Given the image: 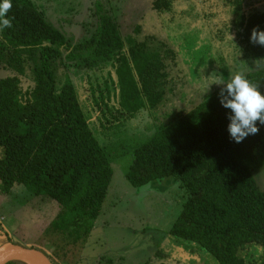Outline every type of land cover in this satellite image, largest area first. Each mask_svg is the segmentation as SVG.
Instances as JSON below:
<instances>
[{"label": "trees", "instance_id": "16d2710c", "mask_svg": "<svg viewBox=\"0 0 264 264\" xmlns=\"http://www.w3.org/2000/svg\"><path fill=\"white\" fill-rule=\"evenodd\" d=\"M12 5L6 14L12 27L0 30V72H10L0 78V192L10 195L22 186L54 202L60 212L51 232L78 243L102 212L112 164L132 151L125 176L132 187L174 178L187 193L164 236L169 245L206 252L217 264H264V254L253 247L264 246V190L255 177L264 169V125L257 121L259 132L236 143L228 131L231 110L221 105L219 89L143 139L103 144L70 76L59 83L58 62L64 60L69 74L112 70L107 99L102 96L103 104L95 99V106L103 130L113 134L139 114L156 111L173 93L168 63L175 61L174 51L153 38L140 42L139 28L124 37L117 10L103 9L101 0L96 1V28L81 43L66 38L33 0H12ZM153 7L169 12L172 0H156ZM238 26L239 42L264 58V46L250 42L253 28L264 31V14L242 16ZM27 76L32 85L24 88ZM245 76L264 94V69ZM113 146L123 152L114 155ZM169 257L160 244L159 262L147 264H166Z\"/></svg>", "mask_w": 264, "mask_h": 264}, {"label": "rangeland", "instance_id": "374dc122", "mask_svg": "<svg viewBox=\"0 0 264 264\" xmlns=\"http://www.w3.org/2000/svg\"><path fill=\"white\" fill-rule=\"evenodd\" d=\"M33 1L46 10L49 22L74 43L88 39L96 28L99 0ZM155 1L117 0L110 5L101 0V4L105 10L112 7L117 10L124 37L133 36L139 28L140 42L153 38L155 43L174 51L175 61L168 63L174 91L156 111L139 114L114 129L113 134L104 131L95 99L100 104H103L102 96L107 99L112 70L72 69L69 74L64 60L58 62L59 83L70 76L90 116V124L103 144L120 145L143 139L161 123L180 113H190L208 93L221 89V85H211L209 90L210 75H222L227 81L237 72L245 75L264 69L254 65L261 57L237 38L242 16L264 14V0H172L169 12L155 10ZM7 75L10 72H0V78ZM30 85L32 80L27 76L23 87ZM113 148L114 155L119 149L123 152L118 146ZM133 159L129 151L112 164L114 176L102 212L90 235L78 243L65 241L62 235L51 232V223L60 212L54 202L36 198L22 186L13 188L10 195L0 192V246L17 239L44 252L54 264H147L159 262L155 252L162 244L170 255L166 264H217L206 252L191 250L188 245H169L164 236L179 217L187 193L174 178L148 187H132L125 176ZM255 177L264 190V169Z\"/></svg>", "mask_w": 264, "mask_h": 264}, {"label": "clouds", "instance_id": "9594fccd", "mask_svg": "<svg viewBox=\"0 0 264 264\" xmlns=\"http://www.w3.org/2000/svg\"><path fill=\"white\" fill-rule=\"evenodd\" d=\"M12 0H2L0 2V30L12 27L11 20L6 18V14L12 8ZM233 38V36H232ZM250 42L264 46V31L259 30L258 26L252 29ZM256 67L264 66V58H257L254 61ZM208 85H221L219 93L221 105L231 110L228 126L231 139L236 143L242 142L249 134L256 135L259 132L257 121L264 125V94L259 90V85L249 81L246 76L237 72L231 75L227 81L223 76L213 77ZM257 253L264 254V246L253 245Z\"/></svg>", "mask_w": 264, "mask_h": 264}, {"label": "water", "instance_id": "95a60500", "mask_svg": "<svg viewBox=\"0 0 264 264\" xmlns=\"http://www.w3.org/2000/svg\"><path fill=\"white\" fill-rule=\"evenodd\" d=\"M54 264L44 252L38 248L28 247L17 239L0 246V264Z\"/></svg>", "mask_w": 264, "mask_h": 264}]
</instances>
